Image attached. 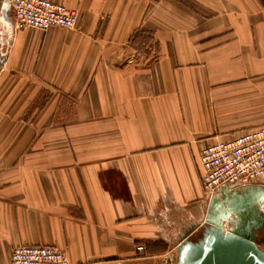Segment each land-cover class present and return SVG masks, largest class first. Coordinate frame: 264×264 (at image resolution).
<instances>
[{"label":"crops","instance_id":"0c3cea01","mask_svg":"<svg viewBox=\"0 0 264 264\" xmlns=\"http://www.w3.org/2000/svg\"><path fill=\"white\" fill-rule=\"evenodd\" d=\"M50 1L74 28L0 35V264L19 245L175 264L213 199L245 208L264 189L209 195L200 164L264 126V0Z\"/></svg>","mask_w":264,"mask_h":264},{"label":"built area","instance_id":"2783aa9c","mask_svg":"<svg viewBox=\"0 0 264 264\" xmlns=\"http://www.w3.org/2000/svg\"><path fill=\"white\" fill-rule=\"evenodd\" d=\"M5 12L11 17L6 19ZM76 22V10L50 0H3L0 5V28L9 34L29 27L74 28ZM200 164L202 187L209 195L220 185L264 184V126L243 130L226 141L205 144L200 149ZM9 264L70 262L55 246L19 245L11 250Z\"/></svg>","mask_w":264,"mask_h":264},{"label":"water","instance_id":"95a60500","mask_svg":"<svg viewBox=\"0 0 264 264\" xmlns=\"http://www.w3.org/2000/svg\"><path fill=\"white\" fill-rule=\"evenodd\" d=\"M259 199L264 200V189L256 193V205L250 199L245 208L228 201L218 209L217 200L213 199L200 236L180 242L175 264H264V249L256 239L257 235L264 237V215L258 216L257 209ZM231 212L236 220L229 218ZM223 221L231 225L226 231Z\"/></svg>","mask_w":264,"mask_h":264},{"label":"flooded vegetation","instance_id":"af4514ba","mask_svg":"<svg viewBox=\"0 0 264 264\" xmlns=\"http://www.w3.org/2000/svg\"><path fill=\"white\" fill-rule=\"evenodd\" d=\"M257 243H258V245L260 246V247H262L263 246V244H264V237H259V235H257Z\"/></svg>","mask_w":264,"mask_h":264},{"label":"rangeland","instance_id":"374dc122","mask_svg":"<svg viewBox=\"0 0 264 264\" xmlns=\"http://www.w3.org/2000/svg\"><path fill=\"white\" fill-rule=\"evenodd\" d=\"M0 35L2 34V29L0 28ZM223 223V228L225 229V230H228L229 228L228 227H226V226H224V222H222ZM200 236V235H199ZM199 236H197L196 238H194V239H197ZM262 249H264V244H263V246L261 247Z\"/></svg>","mask_w":264,"mask_h":264},{"label":"bare ground","instance_id":"6f19581e","mask_svg":"<svg viewBox=\"0 0 264 264\" xmlns=\"http://www.w3.org/2000/svg\"><path fill=\"white\" fill-rule=\"evenodd\" d=\"M222 228H223V223H222ZM223 231H226V230L223 228Z\"/></svg>","mask_w":264,"mask_h":264}]
</instances>
